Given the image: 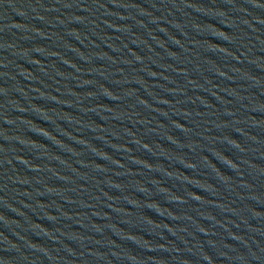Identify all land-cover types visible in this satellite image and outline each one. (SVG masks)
<instances>
[{"label":"water","instance_id":"obj_1","mask_svg":"<svg viewBox=\"0 0 264 264\" xmlns=\"http://www.w3.org/2000/svg\"><path fill=\"white\" fill-rule=\"evenodd\" d=\"M151 0H0V248L114 75Z\"/></svg>","mask_w":264,"mask_h":264}]
</instances>
